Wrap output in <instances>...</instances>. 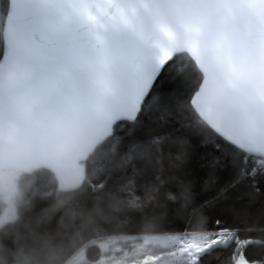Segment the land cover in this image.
<instances>
[{"label": "water", "instance_id": "1", "mask_svg": "<svg viewBox=\"0 0 264 264\" xmlns=\"http://www.w3.org/2000/svg\"><path fill=\"white\" fill-rule=\"evenodd\" d=\"M3 46L0 83L11 67L29 78L0 87V128L17 124L29 149L0 145V173L44 169L61 192L80 188L81 161L135 121L161 69L182 54L203 76L191 100L198 117L264 159V0H9ZM52 116L74 126L67 146L44 141L41 122Z\"/></svg>", "mask_w": 264, "mask_h": 264}, {"label": "trees", "instance_id": "2", "mask_svg": "<svg viewBox=\"0 0 264 264\" xmlns=\"http://www.w3.org/2000/svg\"><path fill=\"white\" fill-rule=\"evenodd\" d=\"M8 7L9 0H0V60ZM166 68L172 91L152 90L135 121L117 124L113 135L81 161L80 188L61 192L48 170L17 172L14 212L0 225V264H66L82 249L85 264H95L103 256L97 242L107 238L206 233L216 219L245 229L264 222V197L243 186L233 193L227 213L210 215L196 203L216 195L225 161L233 166L234 179L254 174L248 156L192 108L203 81L193 60L182 54ZM197 146L213 150L203 163ZM5 196L0 191V220ZM175 222L184 228H175ZM230 252L217 248L204 264H225Z\"/></svg>", "mask_w": 264, "mask_h": 264}, {"label": "snow or ice", "instance_id": "3", "mask_svg": "<svg viewBox=\"0 0 264 264\" xmlns=\"http://www.w3.org/2000/svg\"><path fill=\"white\" fill-rule=\"evenodd\" d=\"M173 84L167 77V68L164 67L156 77L152 89L159 90L161 94L172 91ZM152 93L150 92L149 95ZM135 134V132H134ZM201 154V163L208 159V153L213 151L210 147H199L195 149ZM225 170L220 175L217 183V193L212 198H203L196 203L202 206L210 215L219 210L229 212L228 202L233 193L241 186L250 188L258 196L264 197V174H254L244 180L234 179L233 166L225 161ZM203 171V169L199 168ZM234 215H239L234 213ZM220 219L209 225L205 233V239L197 241L189 238L183 245V255L186 257L185 264H204V257L213 250L220 248L231 249L223 261L225 264H264V222H258L256 227L242 228L240 226H225ZM173 226L183 229L184 225L175 222Z\"/></svg>", "mask_w": 264, "mask_h": 264}, {"label": "rangeland", "instance_id": "4", "mask_svg": "<svg viewBox=\"0 0 264 264\" xmlns=\"http://www.w3.org/2000/svg\"><path fill=\"white\" fill-rule=\"evenodd\" d=\"M18 173L3 169L0 173V191H6L7 209L0 225L7 222L14 212L13 200ZM4 188V189H3ZM205 239V233L166 234L155 236L114 237L97 242L103 256L95 264H185L183 245L189 239ZM85 249L80 250L66 264H85Z\"/></svg>", "mask_w": 264, "mask_h": 264}, {"label": "clouds", "instance_id": "5", "mask_svg": "<svg viewBox=\"0 0 264 264\" xmlns=\"http://www.w3.org/2000/svg\"><path fill=\"white\" fill-rule=\"evenodd\" d=\"M29 78V70L25 67H11L5 70L0 87L12 88ZM21 111L27 114L31 111V103L21 97L18 101ZM43 138L53 146H67L74 135V126L60 116H52L41 122ZM0 145L6 150L27 152L29 149L28 133L15 123H9L0 128ZM4 154L0 152V155Z\"/></svg>", "mask_w": 264, "mask_h": 264}, {"label": "built area", "instance_id": "6", "mask_svg": "<svg viewBox=\"0 0 264 264\" xmlns=\"http://www.w3.org/2000/svg\"><path fill=\"white\" fill-rule=\"evenodd\" d=\"M245 162L246 164H250L252 166V174L264 171V159L262 158L248 157Z\"/></svg>", "mask_w": 264, "mask_h": 264}]
</instances>
